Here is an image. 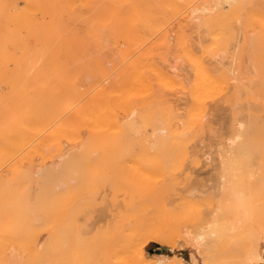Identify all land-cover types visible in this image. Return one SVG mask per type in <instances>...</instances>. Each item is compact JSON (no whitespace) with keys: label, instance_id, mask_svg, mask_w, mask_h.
<instances>
[{"label":"rangeland","instance_id":"1","mask_svg":"<svg viewBox=\"0 0 264 264\" xmlns=\"http://www.w3.org/2000/svg\"><path fill=\"white\" fill-rule=\"evenodd\" d=\"M256 1L247 0V7L252 4L250 8L254 6L255 9L248 10L247 8L246 11L238 16L239 23L236 22V27L234 29V32H237L236 34L238 35H236L235 37L230 36L231 33H229L222 24H220L222 25L220 26V28H216L219 31L215 29V31L219 32V36H217L220 40H216L218 37L214 40V36H211L213 35V30H210L207 27L206 29L205 26H200L199 28L195 26L194 23V25L190 24L192 22L187 24L188 22L184 20V16H186L185 14L190 11L189 9L193 5H191L189 8H184L182 10V13L179 14L180 16L177 15L169 17L166 23H164V25L162 26V30L157 28L143 29L141 27L142 30L140 29V34H138L139 32L135 33L139 37H135L134 34H129V38L126 35H123V38L122 35H120L122 37L121 39L119 38L120 36L118 37V35L111 29L109 30L108 27L105 29L104 27L98 26V16L102 17L105 15L98 14L97 16H94V18L98 17L97 21L93 18H90L94 14L88 8H80L82 12L79 11V13L81 12L80 19L82 18V20H79L78 23H82L84 21V23H82V28L80 26L81 24L78 25L77 23V28L81 29L78 30V32H80L79 35L83 33L81 36H79V39L80 37L82 38L81 42L79 41L80 44L78 47V49L81 48L79 49L81 50V52L79 50H76L73 53L75 55L70 52L68 53V55H66L67 52L65 50L64 53H62V50L60 52H57V54L53 51H47L45 60L40 64L38 71L40 77L42 78V81H39L38 79L34 83H29V85L26 84L28 85L25 86L27 90L23 88V85L19 87L16 86L15 82H18L20 80L19 84H22L21 81L24 82L25 79L24 76L23 78H21L20 76V79H17L18 81L13 80V74H16L18 76L13 67L14 73H12L11 78L4 82H9L8 85H11L13 88L16 87L13 92H20L19 90L23 91V93L20 92L22 96L24 95L25 91H27V94L25 93L26 95H24L25 98H29V96L32 97L33 90H37V88L42 89V93H44L45 95L44 105L48 109H50L49 113H54V111L56 110L54 114H56L57 116L55 115L54 117H50L47 112H44V114H47L45 118L47 120H44L45 123L43 122L44 124H42V126L40 125L41 127L39 126L38 129L33 132L10 157H8V159L4 158L3 160H6L3 163L0 162V260L2 259L0 261V264H37L39 262V264H77V262L79 264H94V262L95 264H141L139 260L134 259L133 261L132 259L131 261V257H127V251L125 248L127 246H125L124 244H127V242H129L132 238V236L128 234H131L132 231L134 232L135 229L137 231V229L140 230V228H144L145 226L142 225L147 226L146 228H144V234L142 233L143 236H141L140 233L136 236L137 238L134 237V240L136 238V241L134 242H136V245L139 243L138 246H141L140 248L143 249L144 255L147 258V261H149L145 263L180 264V262H183L184 264H208L207 259L196 246V236L197 234L205 235L207 233V236L205 235L206 237H204L203 239V241L207 245L210 244V241L212 239L219 238V232L216 230L213 231L211 230L212 228H209V226H211L210 224L212 223V218L218 213V211H220L221 217L223 211L225 212L228 210L229 212L230 209L231 211L228 213V215H224V218H228L226 219V223L229 222L230 225L233 224L231 228L233 226L234 227L231 230L232 232L230 234L231 236L229 240H227V242H224L220 239V244L222 246L224 245L225 247H234L241 242H246L251 238L250 236H252V231L250 232L251 226L258 225L257 228H259V230L257 237L259 238L261 246H264V162H259L256 160H244L240 162H233L230 164L225 161L223 162V160L221 161L220 158V141L222 139L221 135L226 132V126L228 125V122L234 120L235 116L237 117V119H235L234 122L236 126L239 127L238 118L244 112L242 109H246L249 103H252L254 101L255 104L264 106L263 97H260V95H256L251 99L248 94L250 81L258 79L259 75L262 72V69H264V67L261 69L258 67L260 65L259 61L264 58V51H259L258 43L260 41L257 42L258 38V40H260L262 36H264V14L262 13L263 15L260 14L261 16H259V10L264 11V8H260L262 4L264 6V0ZM197 2L200 3L201 0L196 1L194 5H197ZM259 2H261L262 4H260ZM258 3L261 5L260 7H258ZM98 7L99 5L96 6L95 9L98 10ZM225 7L226 9L229 8L227 4H225ZM253 10H257L258 14L256 13L253 17H250L252 16V13L254 14L255 12H257H253ZM247 11H250L249 15ZM86 12H88V14H86ZM94 13L96 15L98 11H95ZM243 14L245 17H243ZM82 16L85 17L84 20ZM86 17L88 21L90 19H93L91 20L92 22L94 21L93 24L91 22V28L93 27L92 30L94 31H92V33H87L89 32V26L87 27L88 24L85 25V23L88 22L87 20H85ZM243 18L245 19L243 20ZM250 18L254 19L257 22L254 21L253 23V20ZM96 24L98 30L95 28ZM215 31L214 35L216 37L217 32ZM252 33L254 34V36H252ZM181 34H183V36ZM133 35L134 37H132ZM125 36L129 40H127ZM117 37L119 39H117ZM131 37L133 38V43L135 42L133 44L134 46L130 45L132 44L130 42V40H132ZM122 39H124V41H122ZM226 39L228 40V42ZM251 39L253 41H251ZM121 41L125 43H121L122 46H119ZM217 41L218 43H216ZM112 42L114 43L112 44ZM126 43L134 48V53L138 50L137 53H133V55L130 53V55L129 53L125 52L128 51V48L129 51L132 50V47L130 48V46ZM96 44L98 45V47ZM237 45L239 46L236 47ZM121 49H123V51ZM253 49L255 50V52L258 51L257 55L254 54ZM11 52L16 51L11 50ZM131 52H133V50ZM260 53L263 55H261ZM138 54L143 55V60L140 58V61L139 58H137ZM61 56L63 57V59ZM131 56L135 57L134 60L131 59L133 62L132 65L136 64L134 65V68H137L139 66V69L132 68L133 70L131 71V75L133 76H131L127 74L128 72H130L129 69L131 68H127L129 71H126L127 75L123 74V76V69L126 70V68L124 67L132 66L130 65ZM245 56L247 57V59ZM124 60L125 62L127 60V64L123 62ZM256 60L257 62H255ZM63 61L68 63L69 65V67H67L66 69H63L61 67V63ZM134 61L137 62L134 63ZM98 62L100 64H98ZM147 62H149V65ZM199 63L206 64V66L208 65V68H211V71L213 69L212 74L216 72V75L220 72L216 76L220 78L222 77L228 80L230 83V86L225 88L226 90L223 89L224 91L222 90L223 92H220L219 95L216 94L213 95L212 98L210 97L209 99H205L206 101L204 105L206 113L203 117L204 121L203 119H201L199 121L200 123H195V125L197 124L196 127H198V124L201 125L203 123L204 126L201 125V128L205 131H201L200 127H198L199 129L193 127L191 118L192 112L196 111V109L200 107V105H198L200 103L191 100L193 99V96H191V89L197 82L198 72H196V68ZM255 64L257 66H255ZM154 66H157V68H155ZM17 68H19L18 65ZM24 68L25 67L21 69ZM163 68L167 71L164 72ZM256 68L260 69L261 72L258 73V69ZM159 69H161L163 73L159 71ZM250 70L253 71L251 72ZM23 71L24 70H21V73ZM169 71H172L173 74L170 72L171 75H169ZM62 72H65V74L68 73L65 78ZM135 72H138V74ZM144 72L146 73V75ZM143 73L146 76H144L146 82H144V78L142 77ZM164 73H168V75L173 78L176 77L175 79L177 80L173 79V81L171 79L170 82V79H165V81H163L165 77H163ZM193 73H196V75L193 76ZM120 75H122L123 77H125L126 75V79L128 80L126 81L124 78V81L128 82L129 85L128 83H123V80L121 78L122 76ZM69 76L73 78H70L71 80L78 83L81 90V97L78 99L72 98L70 100L71 96L68 92V82H65L66 77L69 78ZM107 76L108 78H110H106ZM127 76H130V78H128ZM103 78H105L104 80H106L107 82L104 81ZM100 79L102 82L100 81ZM130 79H132V84L129 81ZM147 79L150 80L148 81ZM111 80H114L115 85L113 84V86H111L110 88L109 86L113 82H111ZM13 81L15 82L13 83ZM67 81L70 80L67 79ZM99 81L103 84L105 82L104 88L103 84H100ZM147 81L151 83V88L147 84ZM4 82L0 81V86L3 85ZM246 82L249 84H247ZM98 83L100 84V86H102L101 88L100 86L97 87V85H99ZM159 83L161 87L158 85ZM13 84L15 86H13ZM143 84L144 86H142V90L140 87ZM145 84H147V88ZM8 85L5 84V86H2L3 89L0 88V100L6 101L2 106H7L6 103H8V106L6 108L4 107L5 109L8 108V113H11L9 111H11V109L13 108H17L16 110H22L24 107L20 104H25L29 99L27 98L26 100L25 98H20L19 93L17 92L16 93L18 95L15 93L12 94L13 96L16 95L14 96L15 99L12 98V95V97H6L8 94L10 95L12 93L11 91L13 89ZM106 86L108 88H106ZM7 87H11V89L9 90V88ZM21 87L25 91L23 89H19ZM190 87L192 88L190 89ZM17 88L19 90H16ZM59 88L63 90L65 96L64 94H60L61 90H59ZM148 88L150 89L148 90ZM8 90L11 93H9ZM148 91H150L152 95ZM28 92L30 93L29 96H27ZM146 92L150 94L148 98V94H145ZM100 96H106L104 98L105 100L99 99ZM63 97L67 98L62 100ZM90 97L91 101L92 99L94 100L88 103L87 101H90ZM142 97H144V99ZM19 98L23 99V102L26 100V102L22 103ZM145 98H147V100ZM17 99L19 100V103L21 102L20 104L18 103L19 107L16 104L15 107L12 106V104L14 105V103H16ZM189 99L191 100V102ZM143 100L146 101L143 102ZM10 102H12V104ZM192 102H195V104L192 105ZM86 104L89 105L84 108ZM82 106L84 107L81 109L85 110H82L83 112H85V114L83 115L85 120L84 118H82V113L81 116H79L80 112L79 114H76L77 109L81 111L79 107ZM167 107L169 108V111H172V114L176 117L173 116L171 118L172 114L170 115L171 112L169 113ZM4 108H2V110ZM160 108L164 110L167 109L166 112L163 110L162 111L166 114L168 113V115H164ZM239 109L241 112L239 111ZM2 110H0V112ZM59 110H62V112H60ZM158 111L160 112V114L162 112V116L158 114ZM150 112L153 114H151ZM3 113L4 114L2 115H5V112ZM139 113H142L143 116L146 114L148 115L149 113V115L151 114V116H154L155 119L153 117L152 121V118L150 119L149 115H146L148 119L146 116H144L146 119L144 120L143 116H139ZM188 115L190 116L189 119ZM10 116L12 115H9V117ZM163 116L164 120L162 119ZM165 116L168 118H166L167 120L165 119ZM14 117L11 118L13 120L19 118L17 117V115L16 118ZM48 117H50V119H48ZM0 118L2 119L1 115ZM184 118L186 119L187 123H184ZM110 119H115V121L117 122L116 128H111L109 124ZM170 119H172L173 121ZM13 120H5L4 122H2V119L0 120V122L1 124L4 123V125L5 123L12 124ZM139 120L141 121V123H143V125ZM147 120L149 121L146 123ZM189 120H191L190 124ZM16 121L17 120H15V122ZM165 121L167 122V126H165ZM99 124L102 125V127H98ZM174 124H176V126ZM15 125L16 124H13V126ZM127 125L135 126L132 127V130L130 131L132 133H128L130 134L129 139L131 140L134 138L135 140H128L126 146L122 147L121 150H119L118 147L116 148V145H112L116 143H112L111 147V139L109 140L108 137V135H110V132L108 133L107 131H111V135H113V131H119ZM144 125L145 128H142ZM138 126H142L141 130L140 128L138 129ZM162 127L167 129L166 135L168 139H172V137H170V134L174 135V130L179 132L181 131V129L183 130L179 132L181 134L177 132L176 134L181 135L182 137L178 136L180 137V140L176 137H173L175 139H173L174 142H172L174 145L176 144V148L174 147L175 149L172 148V150L171 147L173 145H168L172 142L170 143V140H167L166 137L167 142L165 141L164 144L165 146H170V148H163V144H159V146L157 145V148L162 146L160 148L163 149V152L162 149L160 151V149L156 148L158 150L157 151L154 148L156 150L155 151L152 148L156 156L155 158L158 159L157 157L160 156L161 159L156 160L155 162V160H152V157H154L153 155L151 157L152 159L150 160L149 158H147L146 160L144 156L145 161L143 162V160L141 159V153L147 155L149 150L150 152H152L150 148L151 146H148L149 149L147 152V150L145 149V147L148 148L147 144L145 143L146 145L143 147V145L139 141L137 142V140L141 141V139L145 138V140H147L145 142H148L149 140L151 142H154L155 140L153 138L160 134L158 132V129ZM185 127H188L187 134L183 133L184 131H186ZM189 127L192 129H190ZM193 128L197 131L194 134L193 132L195 130ZM98 129L100 130V132L101 130L107 131H105L104 133H100ZM139 130H143L142 132L144 135ZM168 130L170 131V133ZM95 131H97L98 133ZM133 132L137 134L139 139H136L138 138L136 135H134V137H130L133 136ZM190 132L192 133L190 134ZM105 133L107 138L106 136L103 137L102 142L101 138L105 135ZM138 133L140 135H138ZM145 134H147V136ZM99 135L101 137H99ZM184 135H194L195 137L191 136V141L190 137L187 138L189 140L184 141ZM184 137L186 139L187 136ZM93 138H96L95 142L99 143V145L102 143H107V145H109L108 148L105 144L104 149H100L101 153H99V149L95 150L98 145L94 144L96 145V147L94 146L95 149H91L94 148L92 147V143H94ZM176 139H178L184 147H190L189 151L191 154L189 153L187 155L188 150H186L185 152L184 147L181 148V145L179 147V144L175 142ZM181 139H183L184 144ZM188 141L190 143H188ZM185 143L189 144L190 146H186ZM113 147L115 148L113 149ZM178 147L183 151L179 150ZM99 148H101V145ZM105 148H107L109 152ZM140 148L142 150H145V152H140ZM167 148L168 150H170H166ZM110 149L113 150L110 151ZM116 149H118L119 151H116ZM102 151L104 154H102ZM159 151L162 153H158ZM174 151L178 153H175ZM107 152L109 154H107ZM111 152L112 155H110ZM150 152L149 154H151ZM164 152L166 154L175 153V156L178 155V157H175L176 159L178 158L177 162L175 161L176 159L173 158V154L171 157L174 159V161L171 159V162H169L168 157H170V154L167 157V155H164ZM182 152L185 153L183 154ZM192 152L200 155V163L194 162L192 157L194 153ZM91 153L94 155H92ZM180 154L183 156V158ZM103 155H105V157L110 156V158L114 156V158L112 157L110 160H108V158L107 160H104L103 158L102 160V157H104ZM164 156L168 158L167 160L165 159L166 161H163V159L165 158ZM179 156L180 158L185 159L182 162H179ZM96 157L101 159H97ZM146 157H148V155ZM186 157H188L189 159H187ZM186 159L189 162L185 161ZM15 166H17V168ZM48 167H55L52 171L55 172L56 175L53 176V174H51L49 177L37 176L36 171L38 170V168L46 169V174L47 172H49L47 169ZM51 176L53 177L50 178ZM22 177L25 179H23ZM29 182L31 185L29 184ZM21 183L23 186L20 185ZM2 185L4 189L2 188ZM16 187H18V189L22 187L21 190H24L20 192V189L18 191ZM40 188L43 189L41 190ZM5 189L8 190L5 191ZM27 189L30 190L28 191ZM12 190H14V192ZM40 191H44V193ZM27 193H29V196L27 195ZM24 194L25 196H27L25 197ZM41 194L43 196H41ZM19 195L21 197V201L20 199L16 200L17 197L20 198ZM38 195L40 199H38ZM11 198L14 201H9V199ZM22 198L25 199L23 200ZM30 198L32 199L29 200ZM5 199L7 200L5 201ZM41 199H44V201L41 202ZM32 200L34 202V207L32 208L35 209V207L38 206L37 208H39L40 210L37 208L35 209V211L31 210L32 208H30L29 205L32 206ZM38 200L40 201L37 202ZM24 201L26 203L25 205L32 202L27 205L28 209H25V211H23L25 208ZM7 203H9V206ZM12 203H15L14 205L16 206L17 211H15L16 208L13 207L14 205H12ZM21 204L22 207H20ZM8 208L10 212L15 209V212L13 211L12 213H9ZM21 208H23V210ZM236 209H242L240 211L241 213L237 212ZM243 209H247L246 216H243L245 214H242L244 213L242 212ZM255 209H257L256 212L254 211ZM20 211H23L25 213H22ZM33 211L34 213H38L33 214ZM18 213L21 214L23 218ZM29 214H33L34 216L32 215L31 217ZM15 217H18L20 221H18V219L16 220ZM11 219H15L16 221L14 220L15 222H13L11 221ZM23 219L27 220L24 221ZM254 220H258V224H255ZM17 221L19 222V226L18 224H16ZM9 222H11V224ZM139 224L141 225V227L138 226ZM34 225H36L37 228ZM11 226L13 229L11 228ZM27 226L29 228V231L28 229H26ZM20 228H23V231ZM234 228L236 231L234 230ZM9 229H11L13 232H11ZM31 229H33V231ZM152 229L154 232L155 229L159 231L158 233H154ZM26 231L28 232V234L25 233ZM159 232L160 235L162 234L165 237L162 236V238H157L160 237V235H158ZM24 234L26 237H20V235ZM33 235L36 237H34ZM27 236L30 237L28 238ZM138 236H141V238H138ZM163 237L165 238L164 241ZM23 238H28L30 240H27L26 242V239L24 241ZM124 239H129V241H125ZM19 240L22 241L20 242ZM33 244L35 245L33 246ZM73 245L74 249L72 248ZM114 246H116L115 249ZM138 246H136V248H139ZM101 248L103 250H101ZM118 251L119 253H117ZM82 254L83 256L85 255V259L83 258V256H81ZM39 255L40 260L38 262V259L33 260V256L38 257ZM64 255L65 257H63ZM60 261L61 263H59ZM136 261L138 262L136 263Z\"/></svg>","mask_w":264,"mask_h":264},{"label":"bare ground","instance_id":"2","mask_svg":"<svg viewBox=\"0 0 264 264\" xmlns=\"http://www.w3.org/2000/svg\"><path fill=\"white\" fill-rule=\"evenodd\" d=\"M196 1H199V0H0V81H7L9 78H11V75H12V73H14V71H16V73L18 74V76L16 75V74H13V80H17V79H20L19 77L21 76V78H23V76H24V82H25V85H24V82L23 81H21V83L22 84H19L20 83V80L18 81V82H15V81H13V83L15 82V84H16V86H24L23 88L24 89H26L25 88V86H28L29 85V83H34L35 81H37L38 79H39V81H42V78L40 77V75H39V67H40V64L41 63H43V61L45 60V57H46V53H47V51H53V52H56V54H57V52H60V51H62L63 50V52L62 53H64V50L67 52L66 53V55H68V53L70 52V53H74L76 50L78 51L79 49H81V48H79L78 49V47H79V41L81 42V37H80V39H79V36H81V35H79V33L80 32H78V30L80 29H78L77 28V23H78V21L79 20H82V18L80 19V13L82 12L81 11V9L80 8H83V9H85V8H88L91 12H93V16H91L90 18H93V19H95V20H97L98 21V17H99V22H97L99 25L98 26H101V27H104L105 29L108 27V29L110 30H112L114 33H116L117 35H118V37L120 36V35H122V37H123V35H126L127 37H128V35L129 34H134L135 35V37L137 36V37H139L138 35H136L135 33H138L139 31H140V29H141V27L143 28V29H155V28H157V29H161L162 28V26L164 25V23H166V21L169 19V17H171V16H177V15H179L180 13H182V10L184 9V8H186V7H190L191 5H193V6H191L190 7V11H188V13L187 14H185L186 16H184L185 18H184V20L186 21V22H188L187 24H189L190 22H192V23H190V24H192V25H194L195 24V26H197V27H199L200 28V26H205V28L207 27L208 29H210V30H213L212 31V34L213 35H211L212 37L214 36V40H215V38H217L219 35V30L218 29H216V28H220V26H222L223 25V27H225V29L226 30H228V32L229 33H231V35L230 36H236V35H238V34H236L235 32H234V29H235V27H236V22H238V19H239V15L241 14V13H243L244 11H246L247 10V8H248V10L249 9H255L254 8V6L252 7V8H250V6H252V4L251 5H249V7H247V0H201V2L199 3V2H197V5H194V3L196 2ZM256 1V0H255ZM257 2V1H256ZM199 3V4H198ZM260 4H262L261 2H259ZM258 3V4H259ZM225 4H227L228 5V9H226V7H225ZM258 5V7H260L261 5ZM99 5V9L97 10V9H95L96 8V6H98ZM222 6V7H221ZM221 7V8H220ZM260 8H264V6H263V4H262V6L260 7ZM259 8V9H260ZM87 9V10H88ZM259 9H257V10H259ZM257 10H253V12L254 11H257ZM264 10V9H263ZM79 11H81L80 13H79ZM95 11H98V13H96V15H95ZM260 12H259V16H261V15H263L264 14V11H262V10H259ZM262 11V12H261ZM89 12V11H88ZM88 12H86V14H88ZM248 12V15L250 14L249 12L250 11H247ZM85 13V12H84ZM252 13V12H251ZM258 14V11L257 12H255L254 14L252 13L251 15L252 16H250V17H253L255 14ZM263 13V14H262ZM98 14H100V15H105V16H98L97 18H94V16H97ZM261 14V15H260ZM90 15H92V14H90ZM89 15V16H90ZM245 15H246V13H245ZM83 16H84V14H83ZM82 16V17H83ZM180 16V15H179ZM243 17H245L244 16V14H243ZM255 17H257V16H255ZM84 18L85 17H83V20H84ZM174 18V17H173ZM176 18V17H175ZM93 19H90L89 21L87 20V17H86V19L85 20H87L86 22L87 23H85V25L86 24H88L87 25V27H88V31L89 32H87V33H92V29H93V27L91 28V20H93ZM241 19V18H240ZM245 18H243V20H244ZM250 19H252V18H250ZM256 19H258V18H256ZM261 19H262V17H261ZM253 20V23H254V19H252ZM251 20V21H252ZM264 21V20H263ZM262 21V22H263ZM94 22V21H93ZM93 22H92V24H93ZM172 22V21H171ZM255 22H257V21H255ZM260 22V21H259ZM82 23H84V21L82 22ZM82 23H78V25L79 24H81L80 26H81V28H82ZM95 23H96V21H95ZM194 23V24H193ZM239 23V22H238ZM169 24H170V22H169ZM220 24H222V25H220ZM256 24V23H255ZM84 25V24H83ZM84 25V26H85ZM94 26V25H93ZM79 27V26H78ZM95 28L97 29V24H96V26H95ZM94 28V29H95ZM202 28V27H201ZM206 28V29H207ZM83 29H86V28H83ZM205 29V30H206ZM215 29L216 30H218V31H215ZM81 30V29H80ZM98 30V29H97ZM142 30V29H141ZM162 30V29H161ZM183 30V29H182ZM210 30H209V32H210ZM221 30V29H220ZM241 30V29H240ZM261 30H263V29H261ZM108 31V30H107ZM107 31H106V33H107ZM160 31V30H159ZM214 31L215 32H217L216 33V37H215V33H214ZM82 32V31H81ZM84 32V31H83ZM94 32V31H93ZM111 32V31H110ZM184 33V32H183ZM254 33V32H253ZM252 33V34H253ZM94 34V33H93ZM108 34H110V33H108ZM113 34V33H112ZM138 34H140V32L138 33ZM228 34V33H227ZM226 34V35H227ZM100 35H101V33H100ZM106 35V34H105ZM134 35L132 36V37H134ZM167 35V34H166ZM165 35V36H166ZM182 36H183V34H181ZM218 35V36H217ZM93 36V35H92ZM108 36V35H107ZM115 36V35H114ZM113 36V37H114ZM126 36H125V38H126ZM252 36H254V34L252 35ZM117 37V39H121L122 37L120 36L119 38ZM131 37V38H132ZM168 37V36H167ZM225 37V36H224ZM124 38V37H123ZM129 38V37H128ZM128 38H126L127 40H129ZM180 38V37H179ZM254 38V37H253ZM125 39V40H126ZM136 39V38H135ZM221 39H223V38H221ZM259 39V38H258ZM257 39V42L258 41H260L259 43H258V48H259V51L260 52H263L264 51V36H262V38L260 39V40H258ZM137 40H139V39H137ZM185 40V39H184ZM213 40V41H214ZM216 40H220L219 39V37L216 39ZM227 40V39H226ZM225 40V41H226ZM246 40V39H245ZM122 41H124V39H122ZM120 42V44L122 43H125V42ZM135 41V40H134ZM251 41H253L252 39H251ZM90 42V41H89ZM130 42L132 43V44H130V45H132V46H134L133 44L135 43H133V38H132V40H130ZM136 42H138V41H136ZM165 42H166V40H165ZM184 42V41H183ZM227 42H228V40H227ZM82 43H84V42H82ZM114 42H112V44H113ZM129 43V42H128ZM128 43H126V44H128ZM164 43V42H163ZM216 43H218V41L216 42ZM219 43H220V41H219ZM254 43V42H253ZM98 44V43H97ZM96 44V45H97ZM119 44V46H122V44L120 45ZM183 44V43H182ZM84 45V44H83ZM99 45V44H98ZM98 45H97V47H98ZM129 45V44H128ZM129 45V46H130ZM251 45H253V44H251ZM85 46V45H84ZM102 46V45H101ZM118 46V47H119ZM128 46V47H129ZM132 46H130V48L132 47ZM139 46V45H138ZM185 46V45H184ZM239 45H237L236 47H238ZM247 46V45H246ZM256 46H257V43H256ZM83 47V46H82ZM89 47V46H88ZM117 47V46H116ZM123 47H124V45H123ZM137 47V46H136ZM218 48V47H217ZM125 49V48H124ZM126 49H127V46H126ZM190 49V48H189ZM237 49H239V48H237ZM11 50H13V51H16V52H11ZM85 50V49H84ZM122 51H123V49H121ZM133 50V52H131ZM132 50H130L129 51V48H128V51H125V52H127V53H131L132 55H133V53H134V48L132 47ZM254 50V49H253ZM252 50V51H253ZM80 52H81V50H79ZM135 51H136V49H135ZM138 51V50H137ZM137 51L135 52V53H137ZM192 52V51H191ZM249 52V51H248ZM254 52V54H256L257 55V53H258V51L257 52H255V50L253 51ZM85 53V52H84ZM123 53V52H122ZM134 53V54H135ZM142 53V52H141ZM148 53V52H147ZM193 53V52H192ZM236 53V52H235ZM72 54H70V55H72ZM83 54V53H82ZM130 54V55H131ZM150 54V53H149ZM148 54V55H149ZM261 54V53H260ZM69 55V56H70ZM73 55H75V54H73ZM84 55V54H83ZM125 55H126V53H125ZM125 55H124V57H125ZM128 55V54H127ZM141 55V56H140ZM240 55V54H239ZM261 55H263V54H261ZM19 56V57H18ZM129 56V55H128ZM136 56V55H135ZM62 57V56H61ZM127 57V56H126ZM246 57V56H245ZM255 57V56H254ZM260 57V56H259ZM264 57V56H263ZM134 56L132 57H130V60L132 59V60H134ZM137 58H139V60H140V58L143 60V55L142 54H138V57ZM148 58V57H147ZM257 58V57H256ZM62 59H63V57H62ZM124 59H126V58H124ZM128 59V58H127ZM146 59V58H145ZM246 59H247V57H246ZM255 59V58H254ZM261 59V58H260ZM77 60V59H76ZM129 60V59H128ZM129 60V61H130ZM132 60L130 61L131 62V64L130 65H132ZM258 60V59H257ZM257 60L255 61V62H257ZM18 61V62H17ZM78 61V60H77ZM76 61V62H77ZM128 61V62H129ZM138 61V60H137ZM137 61H134V63H136ZM141 61V60H140ZM148 61V60H147ZM201 61V60H200ZM259 61V60H258ZM18 64H17V63ZM66 62H67V60H66ZM66 62H62L61 63V67L63 68V69H66L67 67H69V65H68V63H66ZM99 62H101V61H99ZM98 62V64H100ZM123 62H125V60L123 61ZM126 62H127V60H126ZM125 62V63H126ZM143 62V61H142ZM202 62V61H201ZM248 62V61H247ZM148 63V65H149V62H147ZM250 63V62H249ZM254 63V62H253ZM259 63H260V65L258 66L260 69L261 68H263L264 67V58H262V60H260L259 61ZM258 63V64H259ZM127 64V63H126ZM125 64V65H126ZM129 64H128V66H129ZM155 64V63H154ZM169 64V63H168ZM200 64V63H199ZM198 64V66H197V71L196 72H198V78H197V82L194 84V87L192 88V87H190V89L192 90V95L191 96H193V99H191L192 101L194 100L195 102H198V103H200V104H198V105H200V107L198 108V109H196V111H193L192 112V124H193V127H195V128H197V129H199L198 127H202L201 125H203L204 126V124L202 123V121H201V125L200 124H198V127H196V125H195V123H197V122H199L201 119H203V121H204V116H205V99L206 98H212V96L213 95H216V94H218L219 95V93L220 92H223L224 90H226L225 88H227V87H229L230 86V83H229V81L228 80H226V79H224V78H220V77H218V76H216V75H218V74H216L215 75V73L216 72H214V74H212V72H213V69H212V71H211V68H208V65L206 66V64H200L199 65ZM17 65L19 66V68H17ZM134 65H136V64H134ZM134 65H132L131 67L129 66V67H127V66H125L124 68H126V70L125 69H123L124 71H125V73H124V71L122 72V75L123 74H126L127 72L126 71H129L130 70V72H128L127 74L128 75H131L132 74V70L133 69H137L139 66V64L136 66L137 68H134ZM147 65V64H146ZM245 65V64H244ZM249 65H251V64H249ZM12 66V67H11ZM124 66V65H123ZM151 66V65H150ZM255 66H257L256 64H255ZM13 67H14V71H13ZM23 68V67H25L24 69H21V68ZM99 67V66H98ZM120 67V66H119ZM155 67V66H154ZM248 67V66H247ZM12 68V69H11ZM118 68V67H117ZM123 68V67H122ZM127 68H131V69H127ZM133 68V69H132ZM150 68V67H149ZM155 68H157V66L155 67ZM159 68H162V67H159ZM165 68V67H164ZM163 68V69H164ZM167 68V67H166ZM171 68V67H170ZM170 68H169V70H170ZM18 69V70H17ZM24 70L22 73H21V70ZM139 69V68H138ZM140 69H142V68H140ZM168 69V68H167ZM256 69H258V68H256ZM260 69H258L257 71H258V73L259 72H261V70ZM26 70V71H25ZM230 70H232V69H230ZM249 70V69H248ZM264 69H262V72H261V74L259 75V78L258 79H256V80H253V81H250V84L249 83H247V84H249L250 85V88H249V91H248V94H249V97L252 99V97H255L256 95H260V97H263V99H264V71H263ZM13 71V72H12ZM18 71V72H17ZM135 71V70H134ZM134 71H133V73H134ZM138 71V70H137ZM150 71V70H149ZM159 71H161V69H159ZM165 71H167V70H165L164 69V72ZM193 71V70H192ZM218 71V70H217ZM223 71V70H222ZM251 72L253 71V70H250ZM146 72V71H145ZM144 72V73H145ZM162 72V71H161ZM170 72L172 73V71H169V75H171L170 74ZM245 72V71H244ZM135 73H137L138 74V72H135ZM142 73V72H141ZM144 73H143V78H144V76L146 75V73H145V75H144ZM151 73V72H150ZM158 73V72H157ZM163 73V72H162ZM232 73V72H231ZM249 73V72H248ZM21 74H24V75H21ZM62 74H64V78H65V76L68 74V73H66L65 74V72H62ZM126 74V75H127ZM136 74V75H137ZM173 74V73H172ZM194 74V73H193ZM256 74V73H255ZM111 75V74H110ZM122 75H120V76H122ZM126 75H125V77H121L122 78V80H123V83L124 84H126V83H128V82H125L124 81V78H125V80L127 81L128 79H126ZM156 75V74H155ZM160 75H163V74H160ZM168 75V73H164V75H163V77H164V80L163 81H165V79H170V82H171V79L173 80V79H175V78H173V77H171V76H169ZM196 75V73L193 75V76H195ZM230 75V74H229ZM231 75H233V74H231ZM250 75V74H249ZM15 76H17V77H15ZM131 76H133V75H131ZM173 76V75H172ZM177 76V75H176ZM216 76V77H215ZM128 78H130V76H127ZM146 77V76H145ZM171 77V78H170ZM232 77V76H231ZM16 78V79H15ZM70 78H72L71 76H69V78L68 77H66V81L65 82H68L67 83V86H68V92H69V94H70V96H71V98L70 97H68V98H70V100L72 99V98H74V99H78V98H80L81 97V90H80V88H79V85H78V83L77 82H75V81H73V80H71ZM106 78H108V76L106 77ZM110 78V77H109ZM108 78V79H109ZM137 78V77H136ZM160 78V77H159ZM195 78V77H194ZM257 78V77H256ZM67 79H69L70 81H67ZM73 79V78H72ZM105 78H103V80H104ZM151 79V78H150ZM149 79V80H150ZM21 80H23V79H21ZM131 80L132 79H130L129 81H130V83H131ZM135 80V79H134ZM133 80V81H134ZM148 80V79H147ZM148 80V81H149ZM175 80H177V79H175ZM64 81V80H63ZM100 81H101V79H100ZM99 81V82H100ZM104 81H106V80H104ZM113 81V82H112ZM132 81V82H133ZM141 81H143V80H141ZM147 81V84L150 86V88H151V83H149ZM152 81V80H151ZM156 81V80H155ZM160 81V80H159ZM174 81V80H173ZM235 81V80H234ZM64 82V83H65ZM102 82V81H101ZM100 82V84H103V83H101ZM107 82V81H106ZM111 82H112V84L109 86L110 88H111V86H113V84L115 83L114 82V80H111ZM144 82H146V79L144 78ZM169 82V81H168ZM167 82V83H168ZM176 82V81H175ZM193 82H195V81H193ZM8 83L9 82H4L3 83V85H1L0 86V88H2L3 89V87L2 86H5V84L6 85H8ZM109 83V82H108ZM107 83V84H108ZM165 83V82H164ZM178 83V82H177ZM18 84V85H17ZM26 84H28V85H26ZM99 84V83H98ZM100 84L99 85H97V87H99L100 86ZM132 84V83H131ZM142 84V83H141ZM147 84H145L146 85V88H147ZM166 84V83H165ZM164 84V85H165ZM170 84V83H169ZM193 84V83H192ZM62 85V84H61ZM104 85H105V82H104V84H103V88H104ZM115 85V84H114ZM128 85H129V83H128ZM160 87H161V85H160V83L158 84ZM240 85V84H239ZM8 86H11V85H8ZM13 86H15L14 84H13ZM66 86V87H67ZM126 86V85H125ZM137 86V85H136ZM142 86H144V84L143 85H141V89H142ZM148 86V87H149ZM162 86H163V84H162ZM244 86V85H243ZM12 87V86H11ZM11 87L9 88V87H7V88H9V90L11 89ZM102 86H100V88H101ZM239 87V86H238ZM246 87V86H245ZM5 88V87H4ZM6 88V89H7ZM13 88V87H12ZM16 88V87H15ZM15 88H13L12 89V93L9 91V93H11L10 95L8 94L6 97H9V96H11L13 93H15V94H17V93H19V96H20V98L22 97V98H25L24 97V95H26L27 93V91H25L22 87L21 88H19V89H23L24 91H25V93H24V95L22 96V94H20V92L21 93H23V91H21V90H19L18 88L16 89V90H19L20 92H13L14 91V89ZM60 88H61V86H60ZM59 88V90H61L60 91V94H64L63 93V90L62 89H60ZM106 88H108L107 86H106ZM109 88V89H110ZM145 88V89H146ZM150 88H148V90L150 89ZM163 88V87H162ZM167 88V87H166ZM247 88V87H246ZM108 89V90H109ZM164 89V88H163ZM168 89V88H167ZM224 89V90H223ZM236 89H239V88H236ZM5 90V89H4ZM27 90V89H26ZM105 90V89H104ZM143 90V89H142ZM223 90V91H222ZM0 91H1V89H0ZM7 91V92H8ZM41 91V92H40ZM106 92H107V90H106ZM149 93H150V91H148ZM236 92V91H235ZM242 92H245V91H242ZM191 93V92H190ZM4 94V93H3ZM5 94H7V93H5ZM29 92H28V95L27 96H29ZM107 94V93H106ZM146 95L148 94L147 92L145 93ZM151 94V93H150ZM150 94H148V96H147V98L150 96ZM241 94V93H240ZM247 94V93H246ZM18 95V94H17ZM152 95V94H151ZM189 95V94H188ZM245 95V94H244ZM13 96V95H12ZM11 96V97H12ZM14 96H16V95H14ZM14 96L12 97V98H14ZM26 96V97H27ZM63 96V95H62ZM64 96H65V94H64ZM68 96V95H67ZM92 96H94V95H92ZM103 96V95H102ZM247 96V95H246ZM18 97V96H17ZM16 97V98H17ZM61 97V96H60ZM106 96H104V97H101L100 96V98L99 99H101V100H103L104 98H105ZM236 97H238V96H236ZM1 98V97H0ZM12 98H10V99H12ZM19 98V100L20 101H22V103H25L26 102V100H27V98H25L24 100V102H23V99H20ZM67 97H63L62 98V100L63 99H66ZM83 98V97H82ZM97 98V97H96ZM143 99H144V97H142ZM141 98V99H142ZM147 98H145L146 100H147ZM191 98V97H190ZM214 98V97H213ZM257 98H259V97H257ZM6 99V98H5ZM15 99V98H14ZM29 100H27V102L25 103V104H20L19 103V100L17 99L16 100V103H14V105L12 104V102H10L11 104H12V106H14L15 107V104L18 106V103L20 104V105H23V109L22 110H16L15 108H13V109H11V111H9V112H11V113H8L7 111H8V108L7 109H5L7 106H8V103H6L7 104V106H2V105H4L5 104V100L3 101H1L0 100V110H2V108H4L2 111L3 112H5V115H2V114H4L2 111V113L0 112V115H1V117H2V119H3V121L2 122H4L5 120H13L11 117H14V118H16V115H17V117H19L18 119H14L13 120V122H12V124L11 123H5V125H4V123H2L1 124V122H0V125H2V126H0V128L1 127H4V128H1L0 129V160H3L4 158H6V159H8V157H10L15 151H16V149L22 144V143H24L27 139H28V137L33 133V132H35L37 129H38V127L41 125L42 126V124H44L45 122H44V120L46 121L47 119H45L46 118V116H47V114H44V112H47L48 114H49V116L50 117H54L56 114H54L55 112H56V110L54 111V113H49V111H50V109H48L45 105H44V100H45V95H44V93H42V89H40V88H37V90H33V95H32V97L31 96H29V98H28ZM69 100V101H70ZM94 99H92V101H93ZM105 100V99H104ZM146 100H143V102H145ZM190 100V99H189ZM191 100H190V102H191ZM236 100V99H235ZM254 100V99H253ZM256 100V99H255ZM11 101V100H10ZM18 101V102H17ZM80 101H81V99H80ZM87 101V100H86ZM91 101V97H90V101H87L88 103H90V102H92ZM141 101V100H140ZM166 101V100H165ZM240 101V100H239ZM3 102V103H2ZM8 102V101H7ZM63 102V101H62ZM66 102H67V100H66ZM66 102H64V103H66ZM83 102V101H82ZM86 102V103H87ZM195 102L193 103L192 102V105L193 104H195ZM249 102H251V101H249ZM264 103V102H263ZM63 104V103H62ZM84 104V103H83ZM247 104V103H246ZM61 105V104H60ZM89 104H86V106L84 107V106H82V107H79L80 109L81 108H86L87 106H88ZM11 106V105H10ZM19 107V106H18ZM152 107V106H151ZM168 108V107H167ZM6 110V111H5ZM16 110V111H15ZM85 111L84 109H81V111H79L78 109H77V112H76V114H79V112H80V114H79V116H81V113H82V116L85 114V112H83V111ZM159 110V109H158ZM160 110L162 111H165L166 112V110L167 109H161L160 108ZM159 110V111H160ZM243 111V114H241L240 116H239V118H238V121H239V127H237L236 126V124H235V122H234V120L235 119H237V117H235L234 116V120H232V121H230V122H228V125L226 126V132L225 133H223L222 135H221V141H220V158H221V161L223 160V162L225 161V162H227V163H233V162H240V161H244V160H256V161H259V162H264V106H261V105H259V104H255L254 103V101L252 102V103H249V105L246 107V109H242ZM18 112V113H15V112ZM60 112H62V110H59ZM144 111V110H143ZM158 111V112H159ZM162 111V112H163ZM168 111H169V108H168ZM190 111V110H189ZM239 111H240V109H239ZM145 112H147V111H145ZM157 112V113H158ZM162 112H161V114H160V112L158 113L160 116H162ZM171 112V113H170ZM241 112V111H240ZM14 113V114H13ZM151 113V112H150ZM169 113H170V115L172 114V111H169ZM7 114V115H6ZM146 114V113H145ZM151 114H153V113H151ZM151 114L149 115V113H148V115H149V117H150V119L153 121V117L154 116H151ZM163 114L164 115H168V113L166 114V113H164L163 112ZM9 115H12V116H10L9 117ZM53 115V116H52ZM147 115V114H146ZM146 115H144V116H146ZM147 115V116H148ZM169 115V116H170ZM9 118H8V117ZM57 116V115H56ZM58 116H59V114H58ZM139 116H143L142 115V113H139ZM143 116V118H144V120H146L145 119V117ZM146 116V117H147ZM174 115L172 114V116H171V118L173 117ZM236 116H237V114H236ZM50 117H48V119H50ZM140 117V118H141ZM174 117H176V116H174ZM181 117V116H180ZM4 118H6V119H4ZM73 118V117H72ZM82 118H84V116L82 117ZM139 118V119H140ZM142 118V119H143ZM164 118V116L162 117V119ZM167 117L165 116V119H166ZM187 118V117H186ZM190 118V116L188 115V119ZM1 118H0V120H2ZM52 119V118H51ZM54 119V118H53ZM56 119V118H55ZM141 119V120H142ZM147 119H148V117H147ZM149 119V120H150ZM154 119H155V117H154ZM168 119V118H167ZM166 119V120H167ZM174 119V118H173ZM177 119V118H176ZM15 120H17L16 122H15ZM84 120H85V118H84ZM143 120V121H144ZM149 120H147L146 121V123L149 121ZM164 120V119H163ZM170 120H172V119H170ZM184 123H187V121H186V119L184 118ZM83 121V120H82ZM140 121V120H139ZM155 121V120H154ZM173 121V120H172ZM191 120H189V124L191 123L190 122ZM44 122V123H43ZM166 122V121H165ZM140 123H141V121H140ZM170 123V122H169ZM200 123V122H199ZM11 124V125H10ZM13 124H16L15 126H13ZM95 124H97V123H95ZM109 124H110V126H111V128H116L117 127V122L115 121V119H110L109 120ZM133 124V123H132ZM131 124V125H132ZM142 125H143V123H141ZM155 124V123H154ZM157 124V123H156ZM166 124V125H165ZM164 125L165 126H167V122L165 123ZM192 124H191V126H192ZM131 125H127L126 127H124L123 129H120L119 131H113V135H111V131H107V130H105V131H107L108 133L110 132V135H108V137H109V140L111 139V143H110V146L112 147V145H116V148L118 147V149L119 150H121L122 149V147H124V146H126V143L128 142V140L129 141H133V139H129V135L130 134H128L131 130H132V127H135L134 125L133 126H131ZM151 125H153V124H151ZM175 126H176V124H174ZM186 125V124H185ZM200 125V126H199ZM6 126H7V128H6ZM40 126V127H41ZM164 126V127H165ZM174 126V127H175ZM189 126V125H188ZM98 127H102V125H100L99 124V126ZM142 127V126H141ZM141 127H139L138 126V129L140 128V130H141ZM164 127H162V128H160V129H158L159 131V135L158 136H156V137H154L153 139L155 140L154 142H151L150 140V142L148 141V142H145V141H147V140H145V138L144 139H141V141L140 140H137V142L139 141L142 145H143V147L147 144V147L149 146H151L150 148H151V150H152V148L154 149H156L157 148V145L159 146V144H163V148H166V147H168V145H173L172 147H171V150H172V148L173 149H175L176 147H175V145L173 144V139H175V138H173V137H176V138H178L179 140H180V137H182L181 135H177L176 134V132L177 133H179V132H181V131H183L182 129H181V131H175L174 130V132H175V134L174 135H171L170 134V137H172V139L171 138H169L168 139V137H167V129H165ZM121 128V127H120ZM142 128H145V125L142 127ZM183 128V127H182ZM186 128V127H185ZM184 128V129H185ZM188 128V127H187ZM187 128H186V131H184L183 133H185V134H187L188 132H187ZM190 128V127H189ZM102 129V128H101ZM136 129V128H135ZM156 129V128H155ZM190 129H192V128H190ZM194 129V128H193ZM99 130V129H98ZM139 130V131H140ZM144 130V129H143ZM142 130V131H143ZM180 130V129H179ZM195 130V129H194ZM193 130V131H194ZM204 129H202L201 128V131H203ZM104 130H101V132H105ZM142 131H140V132H142ZM169 131V130H168ZM192 131V130H191ZM205 131V130H204ZM95 132H97V131H95ZM99 132H100V130H99ZM100 132V133H101ZM145 132V131H144ZM195 132H197L196 130L193 132V134L195 133ZM98 133V132H97ZM103 133H102V135H103ZM107 133V134H108ZM130 133H132V132H130ZM147 133V132H146ZM169 133H170V131H169ZM172 133V132H171ZM192 132H190V134H191ZM94 134H96V133H94ZM142 134H143V132H142ZM141 134V135H142ZM179 134H181V133H179ZM132 135V134H131ZM134 135H136L137 136V134L136 133H134L133 132V136H130V137H134ZM138 135H140L139 133H138ZM144 135V134H143ZM146 136H147V134H145ZM183 135V134H182ZM197 135V134H196ZM98 136V135H97ZM106 136V133H105V135L104 136H102V138H101V141H102V139H103V137H105ZM178 136H180V137H178ZM184 136H187L186 137V139H185V137ZM183 136V139H184V141H186V140H189V139H187V138H189L190 137V141H191V138L194 136V135H184ZM192 136V137H191ZM95 137V136H94ZM99 137H101L100 135H99ZM98 137V138H99ZM112 137V138H111ZM119 137V138H118ZM138 137V136H137ZM144 137V136H143ZM149 137V136H148ZM166 137H167V140H170L169 142L171 143L172 141V143L171 144H168V145H166L165 146V141L167 142V140H166ZM195 137V136H194ZM106 138H107V136H106ZM105 138V139H106ZM140 138H141V136H140ZM91 139V138H90ZM94 139V138H93ZM96 139V138H95ZM95 139L93 140V142L94 143H92V147H96V145H94V144H97L98 145V147L95 149V147L94 148H91V146H90V148L91 149H95V150H97V149H99V151H100V149L102 150V149H104V145L106 144L107 145V143H105V144H100L101 145V148H99L100 147V145H99V143H96L95 142ZM100 139V138H99ZM136 139H139V137L138 138H136ZM152 139V140H153ZM178 139H176V141L175 142H177V144H179V147H180V145H181V148L182 147H184L182 144H181V142L178 140ZM183 139H181L182 140V142H183ZM135 140V139H134ZM113 141V142H112ZM92 142V141H91ZM103 142V141H102ZM101 143V142H100ZM108 143H109V141H108ZM112 143H116V144H112ZM146 143V144H145ZM187 143V142H186ZM185 143V144H186ZM188 143H190L189 141H188ZM112 144V145H111ZM137 144V143H136ZM183 144H184V142H183ZM138 145H139V143H138ZM189 144H186V146H188ZM108 146L109 145H107V148H108ZM190 146V145H189ZM89 147V146H88ZM149 147L148 148H146L145 147V149L147 150V152H148V149H149ZM160 147H162V146H160ZM160 147H158L157 149H160V151H161V149L162 148H160ZM175 147V148H174ZM178 147V149L179 150H182V149H180ZM107 148H105L106 150H107ZM115 147H113V149H114ZM168 148H170V146L168 147ZM168 148L166 149V150H168ZM185 148V152H186V150H188L187 152V155L190 153V147H184ZM194 148H196V147H194ZM112 149V150H113ZM118 149H116V151L118 150ZM144 149V148H143ZM154 149V150H155ZM156 149V150H157ZM90 150V149H89ZM111 149H110V151H112ZM118 150V151H119ZM155 150V151H156ZM170 150V149H169ZM168 150V151H169ZM92 151V150H91ZM104 151V150H103ZM103 151H102V154H104L103 153ZM108 152H109V150H107ZM141 151H144L145 152V150H142L141 148H140V152ZM158 151V150H157ZM158 152V153H162L163 152V149H162V152ZM167 151V152H168ZM183 151V150H182ZM194 151V150H193ZM98 152V151H97ZM107 152V154H109ZM146 152V153H147ZM149 152H150V150H149ZM149 152H148V157H146L147 155H145V154H142L141 153V159L143 160V162L145 161V159H144V156H145V158H146V160H147V158H149V160L150 159H152V160H155V162H156V160H160L161 159V157L160 156H158L157 158L158 159H156L155 157V154H154V152H153V150H152V152H150L151 154H149ZM166 152V151H165ZM164 152V153H165ZM175 152V151H174ZM181 152V151H180ZM184 152V153H185ZM99 153H101V151L99 152ZM106 153V152H105ZM157 153V152H156ZM157 153V154H158ZM170 153H171V151H170ZM169 153V154H170ZM175 153H178V152H175ZM175 153H172L173 154V158H175V157H178V155L177 156H175L176 154ZM183 153V152H182ZM183 153V154H184ZM192 153H194V152H192ZM92 154V153H91ZM106 154V155H107ZM118 154V153H117ZM169 154H164V155H167V157H168V155ZM172 154H170L169 156L170 157H168V158H166V156H164L165 158L163 159V161H166L167 159L169 160V162H171V159L174 161V159L171 157L172 156ZM191 154V153H190ZM92 155H94V154H92ZM100 155V154H99ZM99 155H98V157H99ZM110 155H112V152H111V154ZM151 155V156H150ZM152 155L154 156V157H152ZM160 155V154H159ZM181 155V154H180ZM186 155V156H187ZM193 155V154H192ZM104 157H102V160H103V158H104V160L106 159L107 160V158H108V160H110L112 157L114 158V156H112L111 158H110V156L109 157H105V155H103ZM182 156V155H181ZM185 156V155H184ZM218 156H219V154H218ZM91 157V156H90ZM152 157V158H151ZM188 157H190V156H188ZM188 157H186L187 159H189ZM193 157V160H194V162H199L200 163V155H198L197 153H194V155L192 156ZM191 157V158H192ZM92 158V157H91ZM97 158V157H96ZM179 158H180V156H179ZM182 158H183V156H182ZM182 158H180L179 159V162H182L184 159H182ZM5 159V160H6ZM95 159V158H94ZM97 159H101V158H97ZM166 159V160H165ZM176 159V158H175ZM178 159V158H177ZM177 159L175 160L176 162H177ZM185 160V161H188V160ZM5 160H3V161H0L1 163H3ZM151 160V161H152ZM192 160V159H191ZM160 162V161H159ZM189 162V161H188ZM223 162H221V163H223ZM1 163H0V165H1ZM191 163V162H190ZM16 168H17V166H15ZM53 168H55V167H51V168H47L48 169V171L49 172H47L46 174H45V170L46 169H44V168H38V170L36 171V174H37V176H47V177H49L51 174H53V176L54 175H56L55 174V172H53L52 170H53ZM15 170V169H14ZM53 176H51L50 178H52ZM23 178V177H22ZM46 178V177H45ZM21 179V178H20ZM23 179H25V178H23ZM17 180V179H16ZM19 180V179H18ZM22 180V179H21ZM31 180V179H30ZM44 180V179H43ZM51 180V179H50ZM20 181V180H19ZM25 181V180H24ZM23 181V182H24ZM46 181V180H45ZM52 181V180H51ZM41 182H43V181H41ZM29 184H30V182H29ZM4 185V184H3ZM3 185H2V188H3ZM21 186H23L22 185V183L20 184ZM20 185H19V187H20ZM27 185V184H26ZM31 185V184H30ZM1 186V185H0ZM10 186V185H9ZM18 186V185H17ZM13 187H15V186H13ZM40 187H41V185H40ZM12 188V187H11ZM17 189H18V187H16ZM15 188V189H16ZM22 188V187H21ZM21 188H19L20 189V192L22 191V190H24V189H22L21 190ZM23 188H25V187H23ZM28 188V187H27ZM4 189V188H3ZM2 189V190H3ZM16 189V190H17ZM19 189H18V191H19ZM41 189V188H40ZM43 189V188H42ZM41 189V190H42ZM0 190H1V188H0ZM6 190H8V189H5V191ZM28 190V189H27ZM30 190V189H29ZM28 190V191H29ZM13 192H14V190H12ZM11 191V192H12ZM25 192V191H24ZM40 192H43L44 193V191H40ZM8 193V192H7ZM14 194V193H13ZM20 194H22V193H20ZM1 195H2V193H1ZM16 195V194H15ZM27 195L29 196V193H27ZM26 195V196H27ZM18 196V195H17ZM23 196V195H22ZM24 196H25V194H24ZM25 196V197H26ZM31 196V195H30ZM41 196H43L42 194H41ZM9 197V196H8ZM15 197V196H14ZM19 197H20V195H19ZM37 197V196H36ZM35 197V198H36ZM38 197H39V195H38ZM5 198H7V197H5ZM12 198H13V196H12ZM12 198L11 199H9V201H14V200H12ZM32 198H33V196H32ZM32 198H30L29 200H31ZM34 198V199H35ZM20 199V201H21V197L20 198H16V200H19ZM23 200L25 199V198H22ZM38 199H40V197L38 198ZM7 199H5V201H6ZM28 200V201H29ZM5 201H3V202H5ZM8 201V202H9ZM27 201V202H28ZM35 201V200H34ZM40 200H38L37 202H39ZM42 201H44V199L42 200L41 199V202ZM16 202H18V201H16ZM32 202H33V200H32ZM32 202H30V203H32ZM20 203V202H19ZM23 203V202H22ZM30 203H28V204H30ZM8 204V206H9V203H7ZM15 203H12V205H14ZM26 203H25V201H24V205H25ZM27 204V205H28ZM34 202L32 203V206L31 205H29V207L30 208H32V207H34ZM5 205V204H4ZM17 205V204H16ZM24 205H23V207H24ZM27 205H25V208H24V210H23V208H21L23 211H25V209L27 210L28 209V206ZM45 206V205H44ZM13 207H15L16 208V206L14 205ZM20 207H22V204H21V206ZM38 207V206H37ZM37 207H35V209L37 208ZM19 208V207H18ZM42 208V207H41ZM46 208V207H45ZM44 208V209H45ZM2 209V208H1ZM6 209V208H5ZM35 209H31V210H34L35 211ZM37 209H39V208H37ZM3 210V209H2ZM8 210H9V208H8ZM15 210V209H14ZM13 210V211H14ZM19 210V209H18ZM30 210V209H29ZM40 210V209H39ZM220 210V209H219ZM242 209H236V211L237 212H240ZM13 211H11L10 212V210H9V213H12ZM15 211H17V208H16V210ZM14 211V212H15ZM23 211H20V212H22V213H25V212H23ZM34 211H33V214H35L34 213ZM43 211H45V210H43ZM61 211V210H60ZM73 211V210H72ZM231 211V209L229 210V212ZM255 212L257 211V209H255L254 210ZM52 212V211H51ZM228 210L227 211H223L222 212V216L220 217V211H218V213L216 214V215H214L213 216V218H212V223L210 224L211 226H209V228L211 229V230H216V231H218L219 232V235H220V237L219 238H215V239H212L211 241H210V244H206L204 241H203V239H204V237H206L207 235V233L204 235V234H197V236H196V246H197V248H198V250L201 252V253H203V255L205 256V258L207 259V261H208V264H254V263H256V262H258L260 259H261V257L264 255V246H261V243H260V241H259V238L257 237V234H258V230H259V228H257V226L258 225H252L251 226V228H250V232L252 231V236H250L251 238L249 239V240H247L246 242L244 241V242H241V243H239V244H237L236 246H234V247H229V246H227V247H225L224 245L222 246L221 244H220V242H221V240L222 241H224V242H227V240H229V238H230V234H231V230L233 229V227L231 228V226L233 225L232 223V225H230L229 224V222H227L226 223V219H228V218H224V215L226 216V215H228ZM242 212H244V213H242V214H245V215H243V216H246V214H247V209H243V211ZM29 213V212H28ZM38 213V212H37ZM36 213V214H37ZM53 213V212H52ZM58 213V212H57ZM65 213V212H64ZM241 213V212H240ZM250 213V212H249ZM8 214V213H7ZM19 214V213H18ZM27 214V213H26ZM32 214V215H33ZM39 214H41V213H39ZM46 214V213H45ZM56 214V213H55ZM19 215H21V214H19ZM18 215V216H19ZM25 215V214H24ZM23 215V216H24ZM31 217H32V215L31 214H29ZM57 215V214H56ZM61 215V214H60ZM10 216H12V215H10ZM14 216V215H13ZM16 216V215H15ZM34 216V215H33ZM44 216V215H43ZM21 217H22V215H21ZM75 217V216H74ZM16 218V217H15ZM23 218V217H22ZM25 218V217H24ZM63 218V217H62ZM220 218H221V220H220ZM18 219V217L16 218V220ZM31 219V218H30ZM36 219V218H35ZM38 219V218H37ZM60 219V218H59ZM71 219V218H70ZM242 219V218H241ZM2 220V219H1ZM15 220V219H14ZM14 220H12L11 219V221H13V222H15ZM24 221L25 220H27V219H23ZM53 220V219H52ZM75 220V219H74ZM8 221V220H7ZM9 221H10V219H9ZM18 221H20L19 219H18ZM17 221V223L16 224H18L19 222ZM30 221V220H29ZM32 221V220H31ZM240 221V220H239ZM255 221V224H258V220H254ZM10 224H11V222H9ZM9 223H7V224H9ZM23 223V222H22ZM29 223V222H28ZM27 223V224H28ZM35 223V222H34ZM53 223H54V221H53ZM16 224H15V226H16ZM23 225V224H22ZM13 226H14V223H13ZM18 226H19V224H18ZM28 226H30V225H28ZM28 226L26 227V229H28V231H29V228H28ZM35 227H36V225H34ZM33 226V227H34ZM38 226V225H37ZM51 226V225H50ZM138 226H140L141 227V225L139 224ZM142 226H145L144 228H146L147 226L146 225H142ZM9 227V226H8ZM140 227H138V228H140ZM236 227V226H235ZM11 228H12V226H11ZM18 228V227H17ZM37 228V227H36ZM42 228H44V227H42ZM128 228H129V226H128ZM144 228H140V230H138L137 229V231H136V229L134 230L133 228V230H134V232L132 231V233L130 234H128V235H131L132 236V238L130 239V241H129V239H124L125 241H129V242H127V244L125 243L124 245L125 246H127V247H125L126 248V251H127V257H131V261H132V259H133V261H134V259L135 260H139L140 262H141V264H144L145 262H149V261H147V258L145 257V255H144V251H143V249L142 248H140L141 246H138L139 245V243L136 245L135 243L136 242H134V241H136V236L137 235H139L140 233H141V236H143V234H144V231H145V229ZM150 228V227H149ZM13 229V228H12ZM21 229V228H20ZM23 229V228H22ZM21 229V230H22ZM40 229V228H39ZM154 229V228H153ZM153 229H152V231H153ZM11 232H13L11 229H9ZM32 231H33V229H31ZM156 230L157 229H155V232L154 233H158V231L159 230H157V232H156ZM234 230H235V228H234ZM15 231V230H14ZM18 231V230H17ZM23 231V230H22ZM21 231V232H22ZM127 231V230H126ZM236 231V230H235ZM235 231H233V232H235ZM20 232V231H19ZM55 232V231H54ZM131 232V231H130ZM26 234H28V232L26 231L25 232ZM143 233V234H142ZM150 233V232H149ZM30 234H31V232H30ZM32 234H34V233H32ZM153 234V233H152ZM233 234V233H232ZM250 234V235H251ZM19 235V234H18ZM55 235V234H54ZM154 235H156V234H154ZM158 235H160V232H159V234ZM21 236H25V234L24 235H20V237ZM34 236V235H33ZM131 236H129V237H131ZM141 236H138V238H141ZM162 236H164V235H160V237H157V238H162ZM208 236H209V234H208ZM26 237V236H25ZM28 237V236H27ZM30 237V236H29ZM28 237V238H29ZM34 237H36V236H34ZM112 237V236H111ZM116 237V236H115ZM134 237H136L135 238V240H134ZM165 237V236H164ZM163 237V241H164V238ZM26 239V238H23L24 239V241H25V239H26V242H27V240H30V239ZM113 238V237H112ZM111 238V239H112ZM126 238H128V237H126ZM17 239H19V238H17ZM21 239V238H20ZM35 239V238H34ZM33 239V240H34ZM59 239V238H58ZM221 239V240H220ZM32 240V239H31ZM84 240V239H83ZM92 240V239H91ZM140 240V239H139ZM162 240V239H161ZM20 241V240H19ZM22 241V240H21ZM20 241V242H21ZM61 241V240H60ZM86 241V240H85ZM138 241V240H137ZM99 242V241H98ZM29 243V242H28ZM62 243V242H61ZM65 243V242H64ZM79 243V242H78ZM117 243V242H116ZM16 244V243H15ZM23 244V243H22ZM27 244V243H26ZM43 244V243H42ZM113 244H114V241H113ZM35 244H33V246H34ZM62 245V244H61ZM64 245V244H63ZM71 245V244H70ZM93 245V244H92ZM96 245V244H95ZM117 245V244H116ZM3 246H5V245H3ZM7 246V245H6ZM22 246V245H21ZM20 246V247H21ZM25 246V245H24ZM32 246V245H31ZM32 246V247H33ZM39 246V245H38ZM76 246V245H75ZM113 246V245H112ZM118 246V245H117ZM136 246H138L139 248H136ZM1 247V246H0ZM74 247V245L72 246V248ZM77 247V246H76ZM22 248H24V247H22ZM116 248V246H114V249ZM2 249H3V247H2ZM31 249H33V248H31ZM31 249H29V250H31ZM35 249V248H34ZM74 249V248H73ZM119 249V248H118ZM101 250H103L102 248H101ZM112 250H113V247H112ZM38 251V250H37ZM49 251V250H48ZM59 251V250H58ZM71 251V250H70ZM82 251V250H81ZM100 251V250H99ZM98 251V252H99ZM120 251V250H119ZM119 251L117 252V253H119ZM122 251V250H121ZM123 251H124V248H123ZM12 252H13V250H12ZM27 252V251H26ZM47 252V251H46ZM80 252V251H79ZM108 252V251H107ZM35 253V252H34ZM59 253H61V252H59ZM74 253V252H73ZM81 253V252H80ZM16 254V253H15ZM32 254V253H31ZM54 254V253H53ZM63 254V253H62ZM65 254V253H64ZM72 254V253H71ZM112 254V253H111ZM125 254V253H124ZM13 255V254H12ZM38 255V254H37ZM52 255V254H51ZM105 255V254H104ZM117 255H119V254H117ZM28 256V255H27ZM32 256V255H31ZM56 256V255H55ZM81 256H83V254L81 255ZM107 256V255H106ZM40 255L38 256V257H36V256H33V260L35 259H38L37 260V262L40 260ZM60 257H62V256H60ZM63 257H65V255L63 256ZM85 257V255L83 256V258ZM96 257V256H95ZM57 258V257H56ZM81 258V257H80ZM121 258V257H120ZM23 259V258H22ZM52 259H54V258H52ZM66 259V258H65ZM77 259V258H76ZM85 259V258H84ZM2 260V259H1ZM0 260V261H1ZM41 260H42V258H41ZM96 260V259H95ZM94 260V261H95ZM75 261V260H74ZM128 261V260H127ZM87 262V261H86ZM105 262V261H104ZM111 262V261H110ZM138 261H136V263H137ZM3 263V262H2ZM23 263V262H22ZM25 263H26V261H25ZM34 263V262H33ZM40 263V262H39ZM39 263H37V264H39ZM59 263H61V261L59 262ZM124 263V262H123ZM134 263V262H133ZM16 264V263H15ZM77 264H79L78 262H77ZM94 264H95V262H94ZM145 264H147V263H145ZM149 264V263H148ZM180 264H184L183 262H180Z\"/></svg>","mask_w":264,"mask_h":264},{"label":"built area","instance_id":"3","mask_svg":"<svg viewBox=\"0 0 264 264\" xmlns=\"http://www.w3.org/2000/svg\"><path fill=\"white\" fill-rule=\"evenodd\" d=\"M254 264H264V255L261 257V259L258 262Z\"/></svg>","mask_w":264,"mask_h":264}]
</instances>
